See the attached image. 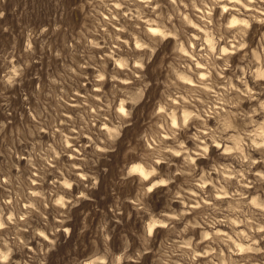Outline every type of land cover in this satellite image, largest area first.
Instances as JSON below:
<instances>
[{
	"label": "clouds",
	"instance_id": "clouds-1",
	"mask_svg": "<svg viewBox=\"0 0 264 264\" xmlns=\"http://www.w3.org/2000/svg\"><path fill=\"white\" fill-rule=\"evenodd\" d=\"M0 264H264V0H0Z\"/></svg>",
	"mask_w": 264,
	"mask_h": 264
}]
</instances>
